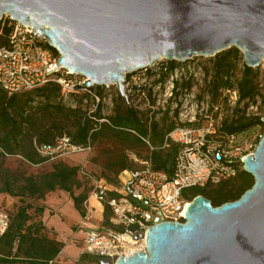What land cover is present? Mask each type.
Returning a JSON list of instances; mask_svg holds the SVG:
<instances>
[{"label": "water", "instance_id": "water-1", "mask_svg": "<svg viewBox=\"0 0 264 264\" xmlns=\"http://www.w3.org/2000/svg\"><path fill=\"white\" fill-rule=\"evenodd\" d=\"M5 15L44 36L83 85H116L129 105L127 74L162 58L237 47L249 67L264 61V0H0ZM243 164L254 183L239 198L196 195L183 221L148 229L146 250L100 264H264V135Z\"/></svg>", "mask_w": 264, "mask_h": 264}, {"label": "trees", "instance_id": "trees-1", "mask_svg": "<svg viewBox=\"0 0 264 264\" xmlns=\"http://www.w3.org/2000/svg\"><path fill=\"white\" fill-rule=\"evenodd\" d=\"M1 25L2 21L0 46H3L8 44L10 28L4 26L1 32ZM238 52L237 48L231 47L216 54L217 67L212 85V92L215 95L221 88L236 87L240 94L236 107L244 101L245 105H249V102L260 93L256 82L258 71L247 64L244 66L242 76L236 81L232 80L234 56H237ZM170 63V70H173L175 62ZM178 85L177 81L176 87ZM97 87L99 90L96 92L101 97L103 87ZM59 93L60 87L52 82L12 95L0 88V193L18 197L20 201L16 211L9 214L6 229L0 233V264H52L65 243L49 237L42 218L34 220V215L37 218L42 217L46 209L44 205H37L34 201L44 199L51 191L64 190L70 194L76 209L86 217L87 209L84 203L89 196L87 189L80 194L74 192L75 188L82 185L78 178L80 167L77 165L60 162L55 164L51 171L26 175L7 167L5 165L7 157L20 154L31 164L39 163L46 157L37 151L36 144H53L58 138L69 136L74 143L81 145L112 142L109 147L102 146L104 148L100 155L102 172L96 176L106 179L114 186L120 185L119 175L122 171L137 166L127 150L137 151L139 153L137 156L141 158L139 150L147 149L148 153L142 158L151 159L154 168L172 174L178 145L172 143L164 148L163 144L166 134L173 130L176 124L164 127L157 121L145 118L140 110L127 104L120 95L118 96L120 102L114 114L105 117L101 112L103 107L101 102L97 110L89 114L82 106L73 108L65 104L59 99ZM37 97L42 98L40 109H43L45 115L51 116L47 121H38L36 117L34 110L37 108H34L33 103ZM79 99V103H82L84 96ZM263 116L247 115L245 110L237 109L230 118L221 122L219 134L249 135L255 132L257 127L264 125ZM103 118L107 121L101 122L100 119ZM148 144L153 148L150 149ZM253 183V176L241 167L238 174L229 180L192 187L189 191L192 196L202 194L211 199L213 205H220L239 198ZM91 189L93 190V184ZM116 195L115 191H106L103 196L105 225L109 224L111 217L108 200ZM31 209H34V214L30 212ZM97 261L99 262V258Z\"/></svg>", "mask_w": 264, "mask_h": 264}, {"label": "built area", "instance_id": "built-area-1", "mask_svg": "<svg viewBox=\"0 0 264 264\" xmlns=\"http://www.w3.org/2000/svg\"><path fill=\"white\" fill-rule=\"evenodd\" d=\"M1 21V32L4 26L10 28L8 44L0 46L2 90L12 95L52 82L60 87L59 99L68 106H81L79 98L84 96L83 101L87 102L90 98L94 104L90 113L97 110L102 99L95 85H83L87 81L84 75L59 65L60 53L50 47L44 36H35L32 27L23 25L9 15H5ZM170 71L172 96L178 81L174 80V76L178 70L175 68ZM223 96L226 104L231 107H236L240 98L236 87L224 88ZM184 99L182 111L177 112L181 123L166 134L163 144L164 148L172 143L178 145L172 174L154 168L151 159L140 158L133 152L129 155L137 166L121 172L119 186L109 184L106 179L98 178L90 172L81 171L93 184L92 195L85 201L86 205L93 196L102 203L106 191L117 193L108 200L111 209L109 224L105 225L102 219L95 228L84 231L82 253L97 257L110 256L116 260L119 256L146 250V235L152 225L166 220H184L186 210L195 198L190 194V188L218 184L235 177L244 166L245 157L254 153L264 133L255 131L240 140H237L236 134H219L222 122L217 119L221 112L219 104L202 100L201 109L198 110V104L193 103L191 94H185ZM178 106L177 101L175 109ZM36 149L42 156L54 159L74 153H88L92 145L76 144L69 136H62L53 144H36ZM140 231L143 237L137 239L135 235ZM139 244L144 247L139 248Z\"/></svg>", "mask_w": 264, "mask_h": 264}, {"label": "rangeland", "instance_id": "rangeland-1", "mask_svg": "<svg viewBox=\"0 0 264 264\" xmlns=\"http://www.w3.org/2000/svg\"><path fill=\"white\" fill-rule=\"evenodd\" d=\"M238 50L237 56H234V66L231 71L233 81L242 76L246 64L243 52L240 49ZM217 59V55L194 56L186 61H171L162 58L155 61L150 67L138 69L131 74L128 73L130 75L128 78L126 77V88L130 95L131 104L140 110L145 118L157 121L164 127L181 123L177 112L180 113L182 111L181 104L185 100V94L188 93L192 95L193 103L198 104V110L201 109L200 102L202 100H209L211 103L219 104L221 112L217 115V119L221 121L230 118L237 109L245 110L247 115H264V61L258 67H252L258 71L256 82L260 93L253 101L249 102V105H245L246 101H244L235 108L228 106L224 101L222 88L218 90L216 95L212 92ZM170 62H175L178 74L174 76V80L179 82L172 96L170 95L172 89ZM97 86L95 85L94 88L98 91ZM102 87L101 103L103 107L101 112L103 116L108 117L114 114V110L120 102L118 99L119 91L116 85ZM177 101L179 106L175 109ZM41 102L42 98L37 97L33 103L34 108H37L34 111L38 121H47L51 116L45 115L43 109H40ZM79 104L89 114L94 113H90L91 109H94V104L90 98H88L87 102L82 101ZM104 121H107V119ZM256 131L262 133L264 125L257 127ZM243 136L245 134L238 135L237 140H240ZM111 145L112 142L110 141L100 145L95 142L92 145V150L88 153H74L64 158H45L36 164L27 162L20 154H17L7 157L5 165L13 171L25 173L26 175L51 171L53 166L60 162L77 165L80 167L78 178L82 185L80 188H75L74 192L75 194H80L84 189H87L89 190V198L92 195V182L86 179L81 171L90 172L95 176L100 175L102 172L100 155L104 149L102 146L109 147ZM148 146L152 149L150 144ZM126 152H133L139 155L135 150H127ZM139 152H141V158L148 153L145 148H141ZM93 197L96 198L95 196ZM19 203L18 197L0 193V233L9 221V214L16 211ZM34 203L45 207H47V204L49 205L42 217L37 218L34 215V220L42 218L48 226L47 233L49 237L65 243L63 250L52 264H100L97 261L99 257L81 252V240L86 229L95 228L97 226L96 223H100L101 207L93 206L89 200L87 205L84 203L87 209L86 217L89 216V218L83 217L76 209L70 194L60 189L49 192L44 199L35 200ZM30 212L34 214V209H31ZM102 217L104 218V214H102ZM138 247L143 248L144 245L139 244Z\"/></svg>", "mask_w": 264, "mask_h": 264}, {"label": "crops", "instance_id": "crops-1", "mask_svg": "<svg viewBox=\"0 0 264 264\" xmlns=\"http://www.w3.org/2000/svg\"><path fill=\"white\" fill-rule=\"evenodd\" d=\"M48 197V196H47ZM90 203L93 205V206H95V207H98L99 206V208L101 207V218H100V223H101V221H102V219H104L103 217H102V214H104V206H103V204L97 199V198H94V197H91L90 198ZM47 207H49V205L47 204ZM47 207H46V209H47ZM45 209V210H46ZM45 223V222H44ZM99 222L98 223H96L97 225H99L100 224ZM46 224V223H45ZM47 226V225H46ZM47 228H48V226H47Z\"/></svg>", "mask_w": 264, "mask_h": 264}]
</instances>
